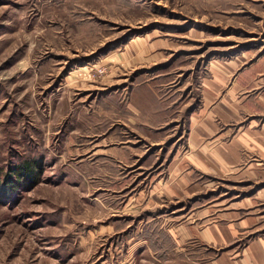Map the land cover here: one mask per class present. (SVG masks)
Wrapping results in <instances>:
<instances>
[{
    "label": "rangeland",
    "instance_id": "obj_1",
    "mask_svg": "<svg viewBox=\"0 0 264 264\" xmlns=\"http://www.w3.org/2000/svg\"><path fill=\"white\" fill-rule=\"evenodd\" d=\"M261 58L264 0H0V172L42 164L0 195V264H207L264 234L220 248L193 232L226 222L251 181L194 173L177 189L212 107L202 83ZM150 86L147 123L130 105Z\"/></svg>",
    "mask_w": 264,
    "mask_h": 264
},
{
    "label": "crops",
    "instance_id": "obj_2",
    "mask_svg": "<svg viewBox=\"0 0 264 264\" xmlns=\"http://www.w3.org/2000/svg\"><path fill=\"white\" fill-rule=\"evenodd\" d=\"M241 65L232 61L216 63L213 76L202 83L203 97L212 107L209 114L203 113L191 124L188 155L178 162V168H185V176L177 177L178 194L191 195L192 189L188 193L186 182L195 176L194 173L238 178L257 185L256 194L243 198L229 210L228 222L214 223L205 230L193 226V232L203 244L220 248L263 229L258 223L264 220L261 207L264 206V58L251 68H241ZM154 90L150 86L144 100L130 105L147 123L154 122L158 116L159 109H156L160 103L151 100L153 95L155 98ZM251 91L255 92L250 94ZM248 116L251 119L247 125L236 126ZM180 231L183 236L184 229ZM206 263L264 264V234L253 236L240 248L223 251Z\"/></svg>",
    "mask_w": 264,
    "mask_h": 264
},
{
    "label": "trees",
    "instance_id": "obj_3",
    "mask_svg": "<svg viewBox=\"0 0 264 264\" xmlns=\"http://www.w3.org/2000/svg\"><path fill=\"white\" fill-rule=\"evenodd\" d=\"M20 164L13 171H11L13 168L8 170L6 174H3L4 176L0 172V195H7L5 193L17 187L34 186L39 182L42 173L41 160L27 159Z\"/></svg>",
    "mask_w": 264,
    "mask_h": 264
}]
</instances>
